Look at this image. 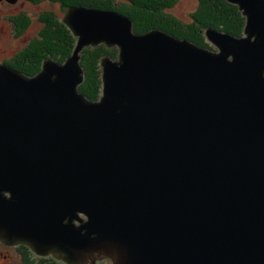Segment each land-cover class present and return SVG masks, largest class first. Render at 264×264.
I'll list each match as a JSON object with an SVG mask.
<instances>
[{
    "label": "water",
    "instance_id": "obj_1",
    "mask_svg": "<svg viewBox=\"0 0 264 264\" xmlns=\"http://www.w3.org/2000/svg\"><path fill=\"white\" fill-rule=\"evenodd\" d=\"M228 1L244 35L207 28L217 50L71 5L64 62H0V240L69 264H264V0ZM100 44L119 54L91 100Z\"/></svg>",
    "mask_w": 264,
    "mask_h": 264
},
{
    "label": "trees",
    "instance_id": "obj_2",
    "mask_svg": "<svg viewBox=\"0 0 264 264\" xmlns=\"http://www.w3.org/2000/svg\"><path fill=\"white\" fill-rule=\"evenodd\" d=\"M35 3L44 0H31ZM59 2L65 9L71 5H83L105 10H114L130 17L133 21V29L137 33H144L155 28H160L179 38H186L203 46L212 48L205 39L207 28H215L228 32L234 36H243L246 17L235 4L226 0H199V6L193 14V22L187 24L175 17L165 14L167 8L175 4V0H49ZM228 5V6H226ZM39 19L43 22L39 36L33 39L26 47L20 50L6 63L13 68L22 71L26 75L37 74L46 59H54L64 62L74 51L77 38L70 28L54 11L41 12ZM16 33L24 31L31 19L22 13L10 17ZM119 49L109 48L105 44L96 47H86L82 51L81 64L85 71L83 83L79 86L80 92L91 100H98L102 95L103 80L101 60L109 55L117 58ZM26 251L32 250L22 245ZM49 260V261H48ZM39 262L26 259L27 264H66L53 257H41Z\"/></svg>",
    "mask_w": 264,
    "mask_h": 264
},
{
    "label": "rangeland",
    "instance_id": "obj_3",
    "mask_svg": "<svg viewBox=\"0 0 264 264\" xmlns=\"http://www.w3.org/2000/svg\"><path fill=\"white\" fill-rule=\"evenodd\" d=\"M226 1L229 3H232L228 0ZM232 4L237 5L236 3H232ZM198 6H199V0H175V4L171 6V8L169 7L165 9L164 13L169 14L175 17V19H178L182 22L190 24L194 21L192 16L197 10ZM46 10L54 11L60 17L64 18L65 9L61 6L59 2H52L49 0H44L41 2H37V3L31 0H17L14 3L9 2L7 0H3L0 2V62L6 63L7 61L11 60L20 50H22L33 39L39 36L42 30V27H43V22L39 19V15L41 14V12L46 11ZM22 13L29 16L31 19V22L29 23V25L24 31H22L21 33H18V32L16 33L14 24L10 20V17L19 15ZM205 39L212 46L214 50H217V47L207 38L206 33H205ZM91 47H96V46H91ZM109 48H112V47H109ZM100 66L102 68L101 63H100ZM81 216L83 218H87L85 214H81ZM75 223L78 225L80 224L78 220H76ZM22 244L24 246L29 247L32 250V252L36 254V257H37L36 262H39L38 260L41 257L48 258V259L50 257H53L54 259H60L53 253L39 254L35 252L33 248L30 247L26 243L20 242V243H17L16 246H19ZM4 253H5V249H4ZM4 253L2 251V254ZM0 258H1V255H0ZM94 260L95 262H97L96 264H113V260L105 256L95 255ZM99 260H102V261L99 262ZM89 262H93L91 258H87L85 262L76 263V264H89ZM65 263L69 264L68 262H65Z\"/></svg>",
    "mask_w": 264,
    "mask_h": 264
},
{
    "label": "flooded vegetation",
    "instance_id": "obj_4",
    "mask_svg": "<svg viewBox=\"0 0 264 264\" xmlns=\"http://www.w3.org/2000/svg\"><path fill=\"white\" fill-rule=\"evenodd\" d=\"M16 245L17 244H8L0 240V264H27V258H29L30 260L37 259L36 254L26 251V249L22 246L23 244L19 246ZM2 251L4 254H2ZM58 260L66 262L63 259ZM102 260H99V262H101ZM96 263L97 262H95V264ZM89 264H93V262H89Z\"/></svg>",
    "mask_w": 264,
    "mask_h": 264
}]
</instances>
